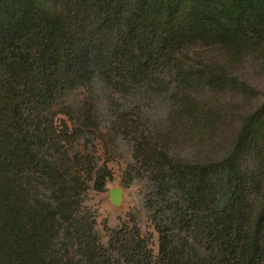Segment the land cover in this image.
I'll return each instance as SVG.
<instances>
[{
	"label": "trees",
	"instance_id": "1",
	"mask_svg": "<svg viewBox=\"0 0 264 264\" xmlns=\"http://www.w3.org/2000/svg\"><path fill=\"white\" fill-rule=\"evenodd\" d=\"M47 5L0 0V264H264V166L247 173L240 144L197 165L148 147L144 164L161 180L155 199L172 211L157 226L155 258L138 232L101 243L82 196L88 180L102 191L112 174L89 157L72 159L80 132L55 124L54 91L84 76L92 57L117 87L148 79L201 1L78 0L67 20ZM205 7L202 25L232 42L242 23L264 25V0ZM255 124L247 118L241 138L256 141Z\"/></svg>",
	"mask_w": 264,
	"mask_h": 264
},
{
	"label": "rangeland",
	"instance_id": "2",
	"mask_svg": "<svg viewBox=\"0 0 264 264\" xmlns=\"http://www.w3.org/2000/svg\"><path fill=\"white\" fill-rule=\"evenodd\" d=\"M44 1L67 20L78 0ZM198 1L206 8L226 0ZM204 8L200 16L197 10L187 16L148 79L132 84L118 79L117 87L92 57L84 76L54 91L55 124L80 132L68 146L72 159L89 157L93 166H106L113 177L98 191L94 176L82 196L83 210L93 214L105 247L116 231L127 236L138 232L153 256L159 255L157 226L172 211L155 199L161 180L144 164L149 146L197 165L222 160L240 144L237 152L247 173L264 166V25L242 23L232 42L202 25ZM249 117L261 129L254 142L241 138ZM42 154L49 160L63 158L49 149ZM113 189L122 191L118 205L111 200Z\"/></svg>",
	"mask_w": 264,
	"mask_h": 264
},
{
	"label": "water",
	"instance_id": "3",
	"mask_svg": "<svg viewBox=\"0 0 264 264\" xmlns=\"http://www.w3.org/2000/svg\"><path fill=\"white\" fill-rule=\"evenodd\" d=\"M111 200L114 204H120L122 200V191L120 189H113L110 193Z\"/></svg>",
	"mask_w": 264,
	"mask_h": 264
}]
</instances>
